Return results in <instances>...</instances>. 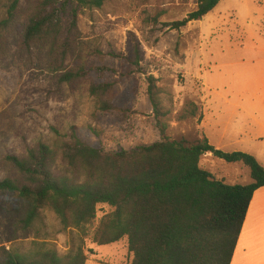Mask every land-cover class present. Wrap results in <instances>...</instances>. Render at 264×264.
<instances>
[{"label": "rangeland", "instance_id": "obj_1", "mask_svg": "<svg viewBox=\"0 0 264 264\" xmlns=\"http://www.w3.org/2000/svg\"><path fill=\"white\" fill-rule=\"evenodd\" d=\"M196 0H108L78 14L80 44L65 60V70H93L84 79L59 82L46 49L18 48V29L8 55L0 61V180L8 172L7 155H20L38 140L52 142L57 132L74 127L81 140L105 150L149 144L161 138L159 122L147 93V76L156 79L167 114L160 118L164 136L196 143L204 135L226 153L252 155L264 168V0H220L200 20L175 30L167 23L183 19ZM70 10L65 11V17ZM139 62L127 57L133 49ZM113 84L115 108L95 109L91 83ZM200 167L228 185L252 183L249 169L212 156ZM65 163L59 158L54 172ZM4 198L0 196V256L3 247L27 248L32 234L7 242L12 235ZM110 211L99 205L97 219ZM46 231L60 254L81 244L86 264H129L127 241L97 246L90 241L97 219L84 230H63L45 212Z\"/></svg>", "mask_w": 264, "mask_h": 264}, {"label": "trees", "instance_id": "obj_2", "mask_svg": "<svg viewBox=\"0 0 264 264\" xmlns=\"http://www.w3.org/2000/svg\"><path fill=\"white\" fill-rule=\"evenodd\" d=\"M108 0H0V61L10 50L18 29V48L46 49L60 83L86 78L90 70L102 75L108 68L79 66L65 70V60L79 50L78 14L100 8ZM220 0H196L183 19L167 23L178 30L200 20ZM70 10L65 17V11ZM139 62V52L127 57ZM147 93L158 120L161 138L128 149L105 150L83 140L71 127L57 132L52 142L38 140L20 155H7V175L0 196L12 221L7 242L32 234L27 248L3 247L0 264H86L81 244L60 254L46 231L45 212H52L63 230H84L97 219L99 205L110 207L90 235L97 246L127 241L129 264H230L253 192L264 186V168L247 153L223 152L202 135L194 144L164 136L160 118L168 112L159 97L156 79L149 75ZM95 109L110 111L113 84L91 83ZM206 154L249 169L252 183L228 185L200 167ZM66 167L56 175L58 159Z\"/></svg>", "mask_w": 264, "mask_h": 264}, {"label": "crops", "instance_id": "obj_3", "mask_svg": "<svg viewBox=\"0 0 264 264\" xmlns=\"http://www.w3.org/2000/svg\"><path fill=\"white\" fill-rule=\"evenodd\" d=\"M230 264H264V186L253 192Z\"/></svg>", "mask_w": 264, "mask_h": 264}]
</instances>
